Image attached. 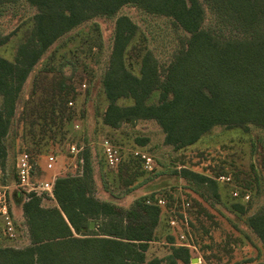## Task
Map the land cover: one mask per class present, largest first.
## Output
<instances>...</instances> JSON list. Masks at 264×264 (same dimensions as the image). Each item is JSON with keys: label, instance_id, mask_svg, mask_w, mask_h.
I'll list each match as a JSON object with an SVG mask.
<instances>
[{"label": "trees", "instance_id": "obj_1", "mask_svg": "<svg viewBox=\"0 0 264 264\" xmlns=\"http://www.w3.org/2000/svg\"><path fill=\"white\" fill-rule=\"evenodd\" d=\"M11 1L16 0H0V5ZM25 2L36 9L31 28L18 45L13 61L0 57L2 169L7 156L4 139L15 116L22 86L33 67L60 37L96 17H113L124 6H133L148 16L167 18L187 37L179 38L170 62L163 67L164 72H159L162 67L146 50L139 61V75H135L126 68L124 59L137 26L125 15L116 17L112 49L101 78L107 101L101 114L103 126L118 129L126 124L151 120L163 132V143L175 150L194 144L214 126L245 129L248 124H254L264 128V0ZM208 13L219 28H206ZM227 28L231 32L238 31L243 37H225L222 31ZM7 41L8 36L0 37V46ZM71 92L72 88L60 80L49 90L47 98L25 102L20 120L27 122L28 127L40 125L42 129L39 138L31 136L32 130H29L31 146L17 155L27 153L34 163L32 156L43 153L48 143L56 139L55 134L59 140L65 138L63 126L70 127L71 131L74 111L68 102L73 100L67 96ZM154 93L157 98L151 101ZM122 98L132 103L119 106L117 100ZM83 118L82 111L81 122ZM27 139L24 135V141ZM135 142L144 146L146 140L135 138ZM53 143L47 149L53 147ZM80 156L81 173L57 177L53 199L30 194L26 200L22 191L11 190V201L22 216L20 223L14 218L16 227L18 230L23 227L29 244L17 249L0 242V264H190L194 251L179 245L178 234L166 237L165 244L170 247L168 253L147 259L150 245L156 239L160 216H168L173 211L177 219L182 218L180 199L174 204L171 196H159L152 189L136 197L128 207L117 205L114 198L99 200L95 197L89 148L85 147ZM114 171L126 186L124 195L136 191L150 179L139 180L142 173L150 172L143 170L139 158L131 152L123 155ZM173 175L218 200L217 176L212 178L185 167L173 171ZM245 191L239 190L241 194ZM200 196L203 198L204 193ZM158 197L165 200L164 207L156 205ZM45 200H53L54 206H43ZM233 200V211L245 213L244 205L248 202ZM183 202L188 203L183 209L187 227L180 222L171 229L190 235L196 249L194 253L205 264H228L231 249L226 247L227 243L211 246L204 241V238H211L205 217L211 220L213 216L197 202L198 209L193 214L189 209L194 204H189L187 199ZM90 222H93L92 229ZM245 225L264 246V211L246 218Z\"/></svg>", "mask_w": 264, "mask_h": 264}, {"label": "rangeland", "instance_id": "obj_2", "mask_svg": "<svg viewBox=\"0 0 264 264\" xmlns=\"http://www.w3.org/2000/svg\"><path fill=\"white\" fill-rule=\"evenodd\" d=\"M35 13L36 9L29 6L25 0L0 5V37L8 36V41L0 46V57L9 61L14 60L17 47L30 30L31 18ZM119 15L129 17L137 26L136 35L131 40L124 59L126 68L135 75H139V61L146 50L152 53L158 65L162 67L159 72H164L163 67L170 62L179 38L187 37L184 32L172 25L169 19L145 15L133 6H124L110 18L96 17L84 22L60 37L33 67L22 86L16 103L15 116L4 139L7 156L4 168L0 167V169L6 174L10 184L13 183L17 154L27 151L31 146L28 142L29 130H32L31 136L39 138L42 129L40 125L28 127L27 122L20 120L22 108L28 100L38 102L47 98L49 90L56 86L57 82L64 80L65 84L72 88V92L67 96L73 100L72 123L78 125V128L74 129L72 125L70 131V127L63 126L62 131L66 132L63 140H59L55 134L56 139L49 142L47 148L54 142L53 147L49 149L45 147L43 153L32 156L36 182L52 175L56 178L79 175L80 154L85 147H88L95 178V197L99 200L114 198L117 205L128 207L136 197L155 189L159 196H171L174 204L178 203V199L180 202L187 199L189 204L190 202L191 205L194 204L189 209L193 214L198 209L195 205L197 202L213 216L211 220L205 217V225L209 229L211 238H204V241L211 246H222L227 243L226 247L231 249L228 264H263L264 246L245 225L246 218L264 211L263 127L254 124H248L245 129L214 126L194 144L175 150L163 143L164 134L154 121H138L118 129L102 125L101 114L107 101L101 78L107 68L113 44L114 23ZM205 26L209 29L219 28L210 13L207 14ZM222 34L229 38L243 37L238 31L231 32L228 28L223 29ZM64 91L70 92L69 89ZM156 98L157 94L154 93L151 101H155ZM1 101L0 97V105ZM131 103L132 100L125 98L117 100L119 106ZM82 111L84 118L81 122ZM24 135H27V141H24ZM135 138L145 139V145L138 146ZM104 139L120 146L123 151L122 156L133 151L151 156L155 169L151 173H142L139 179L150 177L149 181L136 191L124 195L126 186L123 185V179L118 177L114 169L107 167L102 155L101 142ZM67 140L78 147L77 155L69 153L67 146L70 143H65ZM49 154L56 157V163L53 169L45 171V157ZM183 167L212 178L228 175L232 178V184L217 182L219 198L213 200L206 192L187 185L173 175V171ZM233 189L246 190L245 192L249 194L243 214L234 212L231 208L234 200L230 193ZM200 193H204L203 198ZM43 206L52 207L54 202L45 200ZM12 208L14 218L20 223L22 216L14 207L13 201ZM169 213L170 218L173 211ZM168 216L167 214L160 216L155 232L156 239L150 245L147 259L168 253L170 247L165 244L166 237L176 236L181 232L169 227ZM17 236L16 240L8 239L0 226L2 245L22 249L29 244L28 235L23 227L17 232ZM195 255L192 252V256Z\"/></svg>", "mask_w": 264, "mask_h": 264}, {"label": "built area", "instance_id": "obj_3", "mask_svg": "<svg viewBox=\"0 0 264 264\" xmlns=\"http://www.w3.org/2000/svg\"><path fill=\"white\" fill-rule=\"evenodd\" d=\"M72 105V101L68 102L69 107H71ZM73 127L74 129H77L78 125L73 124ZM67 148L70 154L77 155L79 153V149L77 146H75V144L70 143L68 144ZM101 151L107 167H109L110 169H116L123 157L121 148L111 143L109 140L104 139L101 142ZM131 153L133 154V156L139 158L142 168L145 172H153V170L155 169V163L151 156L139 151H133ZM55 161L56 157L52 155L47 156L44 162L45 171H50L51 169H53L56 163ZM34 169V163L31 162L30 157L27 153H21L17 155L15 159V175L13 183L10 184V182L6 178V174L3 172V170L0 169V220L2 223V232L10 240H16V238L18 237L17 232L19 231L16 227L12 212L13 208L11 206L12 201L10 198V194L13 188L22 191L26 200L28 199V196L30 194H34L36 196H46L53 199V188L56 176L52 175L45 180L36 182L34 179ZM216 181L225 185L232 184V178L228 175H219L216 178ZM230 194L232 198L239 199L242 202H247L249 200L248 193L241 194L237 189H233ZM156 205L164 207L166 205L165 200L158 197L156 199ZM187 206L188 203L182 201L181 219H177L174 215L169 218L168 223L171 228L179 226L180 222H182V224L187 227V218L185 212L183 211V209ZM177 239L179 245L187 247L196 252L189 234L180 232L177 236ZM194 257L197 258V262L190 264H205L202 258L197 253ZM216 264L224 263L218 262Z\"/></svg>", "mask_w": 264, "mask_h": 264}, {"label": "water", "instance_id": "obj_4", "mask_svg": "<svg viewBox=\"0 0 264 264\" xmlns=\"http://www.w3.org/2000/svg\"><path fill=\"white\" fill-rule=\"evenodd\" d=\"M90 229H92L93 228V222H90ZM197 262V258L196 257H192L191 259H190V263H196Z\"/></svg>", "mask_w": 264, "mask_h": 264}, {"label": "crops", "instance_id": "obj_5", "mask_svg": "<svg viewBox=\"0 0 264 264\" xmlns=\"http://www.w3.org/2000/svg\"><path fill=\"white\" fill-rule=\"evenodd\" d=\"M0 226H2L1 220H0ZM196 254V253H195Z\"/></svg>", "mask_w": 264, "mask_h": 264}]
</instances>
